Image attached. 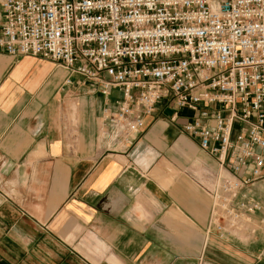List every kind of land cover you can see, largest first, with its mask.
Here are the masks:
<instances>
[{
  "label": "crops",
  "instance_id": "0c3cea01",
  "mask_svg": "<svg viewBox=\"0 0 264 264\" xmlns=\"http://www.w3.org/2000/svg\"><path fill=\"white\" fill-rule=\"evenodd\" d=\"M119 101L0 53V264H264L263 236L207 231L214 164L181 133L189 114L160 103L124 143L102 119Z\"/></svg>",
  "mask_w": 264,
  "mask_h": 264
},
{
  "label": "built area",
  "instance_id": "2783aa9c",
  "mask_svg": "<svg viewBox=\"0 0 264 264\" xmlns=\"http://www.w3.org/2000/svg\"><path fill=\"white\" fill-rule=\"evenodd\" d=\"M0 53L117 89L102 119L124 143L160 103L187 112L181 133L214 164L207 231L264 237V0H0Z\"/></svg>",
  "mask_w": 264,
  "mask_h": 264
},
{
  "label": "rangeland",
  "instance_id": "374dc122",
  "mask_svg": "<svg viewBox=\"0 0 264 264\" xmlns=\"http://www.w3.org/2000/svg\"><path fill=\"white\" fill-rule=\"evenodd\" d=\"M161 111H168V112H176V110H173V109H171L169 106H167L165 103H162V105H161ZM171 114V113H170ZM170 114H169V116H170ZM185 115H188V114H185V112H182V114H181V116H185ZM190 115H192V114H190ZM168 116V117H169ZM191 117V116H190Z\"/></svg>",
  "mask_w": 264,
  "mask_h": 264
}]
</instances>
